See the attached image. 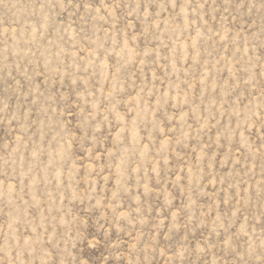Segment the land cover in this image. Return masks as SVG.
<instances>
[{"label": "rangeland", "instance_id": "obj_1", "mask_svg": "<svg viewBox=\"0 0 264 264\" xmlns=\"http://www.w3.org/2000/svg\"><path fill=\"white\" fill-rule=\"evenodd\" d=\"M0 264H264V0H0Z\"/></svg>", "mask_w": 264, "mask_h": 264}]
</instances>
